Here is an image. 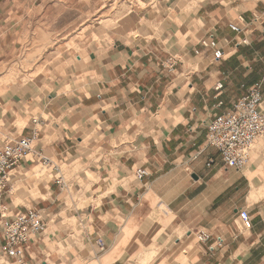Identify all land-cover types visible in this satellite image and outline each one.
<instances>
[{"label":"crops","instance_id":"0c3cea01","mask_svg":"<svg viewBox=\"0 0 264 264\" xmlns=\"http://www.w3.org/2000/svg\"><path fill=\"white\" fill-rule=\"evenodd\" d=\"M106 1L0 0V147L35 134L0 192V264H18L3 229L29 209L45 228L21 245L25 264H264V135L241 170L206 141L242 84L264 87V0H155L129 30L97 32L87 21Z\"/></svg>","mask_w":264,"mask_h":264},{"label":"built area","instance_id":"2783aa9c","mask_svg":"<svg viewBox=\"0 0 264 264\" xmlns=\"http://www.w3.org/2000/svg\"><path fill=\"white\" fill-rule=\"evenodd\" d=\"M227 27L236 33L241 31V28L234 23H228ZM241 43L247 44L248 41L243 37ZM199 44L211 51L213 61H219L223 57V49L215 38H202ZM195 53L198 51L195 50ZM176 62L177 59L170 56L164 61L163 66L167 72H172ZM222 87L221 82L214 85L215 90H220ZM241 87L244 88V94L223 113L210 120L206 132L207 144L217 150L223 165L235 170H241L247 165L256 139L264 135V113L259 108L263 97L262 84L251 86L242 84ZM220 105L222 101L216 103V106ZM34 139L35 134L32 133L30 136L5 140L1 145L0 192H10L11 186L8 184L10 171L32 151ZM43 162L48 163L49 160L43 159ZM148 175V171L144 168L135 170V176L139 180ZM56 182L60 183V180ZM238 218L244 228L250 227L251 218L245 210L238 211ZM44 228L45 224L36 210L29 209L17 214L5 224L3 229L2 252L18 264H25L21 257V245L28 242L32 235L42 233ZM195 237L204 243L211 239V235L202 230L197 231ZM209 245L214 247V243ZM221 245L220 240L215 242L216 247Z\"/></svg>","mask_w":264,"mask_h":264},{"label":"rangeland","instance_id":"374dc122","mask_svg":"<svg viewBox=\"0 0 264 264\" xmlns=\"http://www.w3.org/2000/svg\"><path fill=\"white\" fill-rule=\"evenodd\" d=\"M107 0L100 9H98L94 15L93 18L87 21L88 24L93 25L94 28H97V32L106 30L107 28H114V31L117 32H123L129 30V28L132 27V24L129 23L128 20L129 17L133 15V13L128 14V12H140V14L147 15L148 13H155V11L158 9V4L156 5L155 0ZM165 1V0H163ZM171 1V0H169ZM161 6H166L164 2L161 4ZM157 7V9H156ZM134 13V14H135ZM66 38V37H64ZM62 38V39H64ZM68 39V38H66ZM65 39V40H66ZM65 42V41H64ZM48 44V41L47 43ZM41 53H38L40 56ZM9 70V69H8ZM11 70V74L13 76H36L38 75L36 68H18L14 67ZM264 80V79H263ZM264 84V81H263ZM263 87V85H262ZM264 89V87H263ZM49 163V162H48ZM46 164V163H44ZM56 168V166L54 167ZM144 179V178H143ZM141 179V180H143ZM60 180V179H56ZM55 180V182H56ZM139 180V179H138ZM139 180V181H141ZM57 183V182H56ZM61 183V180H60ZM57 183V184H60ZM12 192H14V188L11 187Z\"/></svg>","mask_w":264,"mask_h":264}]
</instances>
